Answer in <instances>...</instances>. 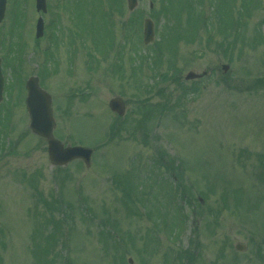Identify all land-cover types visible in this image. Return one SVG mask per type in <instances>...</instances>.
<instances>
[{"label": "rangeland", "instance_id": "374dc122", "mask_svg": "<svg viewBox=\"0 0 264 264\" xmlns=\"http://www.w3.org/2000/svg\"><path fill=\"white\" fill-rule=\"evenodd\" d=\"M201 1L129 11L98 0L88 12L83 0H47L44 14L34 0L6 1L0 264H264V0L247 12L250 0ZM20 10L27 48L14 74L3 55L10 64ZM192 14L208 26L192 32ZM227 14L242 24L229 33L218 30ZM147 17L155 36L144 44ZM31 75L51 95L53 136L92 148L88 166L50 163L28 126ZM15 79L24 92L11 106ZM114 96L124 116L109 109Z\"/></svg>", "mask_w": 264, "mask_h": 264}, {"label": "water", "instance_id": "95a60500", "mask_svg": "<svg viewBox=\"0 0 264 264\" xmlns=\"http://www.w3.org/2000/svg\"><path fill=\"white\" fill-rule=\"evenodd\" d=\"M137 4V0H127L128 9L132 10ZM37 11H46L45 0H36ZM5 11V0H0V20ZM153 24L149 19L144 21L143 39L144 43H148L153 39ZM42 35V20L38 19L36 25V37ZM227 67L225 66V69ZM3 86V78L0 70V98ZM26 108L30 116V128L38 134L46 138L48 144V156L52 164H65L72 158L82 157L86 164H89L91 150L84 147H64L59 141L52 136L53 119L50 109V96L39 88L36 77H30L26 81ZM109 106L113 111L123 114V102L120 98H112Z\"/></svg>", "mask_w": 264, "mask_h": 264}, {"label": "trees", "instance_id": "16d2710c", "mask_svg": "<svg viewBox=\"0 0 264 264\" xmlns=\"http://www.w3.org/2000/svg\"><path fill=\"white\" fill-rule=\"evenodd\" d=\"M166 1H167V0H166ZM168 2H169V0H168ZM166 12H167V11H166ZM191 16L194 17L193 14H192ZM222 16H223V18H224V17H225V13H223ZM194 18H195V17H194ZM227 20H228V21H227L228 26L222 28V27H219V26L221 25V24H220V25L218 26V28H219L218 30H220V31H226V30H228V33H229V29L232 27V26H231V25H232V22H231V20H230V17L228 16V14H227ZM241 25H242V24H241ZM140 26H141V25H140ZM188 27L191 28L193 31H194V30L196 31L197 28L199 27V23H197L196 20H194V22H190V24H188ZM196 27H197V28H196ZM203 27L206 28V27H207V24L204 23V24H203ZM193 31H192V32H193ZM175 40H177V39H174V38L171 37V38H170V41L168 40L167 43H169V44L171 45L172 42H174ZM12 44H13V43H12ZM13 45H14V44H13ZM21 46H22V43H21V44L18 43V44H16L15 47L17 48V47H21ZM9 47H11V46L9 45ZM10 65L12 66L13 63L11 62ZM14 71H15V67H14Z\"/></svg>", "mask_w": 264, "mask_h": 264}]
</instances>
